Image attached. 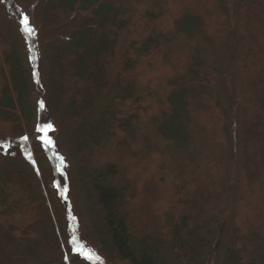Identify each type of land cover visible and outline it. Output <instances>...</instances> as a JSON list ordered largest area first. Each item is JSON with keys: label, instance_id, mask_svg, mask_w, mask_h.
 <instances>
[{"label": "trees", "instance_id": "1", "mask_svg": "<svg viewBox=\"0 0 264 264\" xmlns=\"http://www.w3.org/2000/svg\"><path fill=\"white\" fill-rule=\"evenodd\" d=\"M188 1H41L39 31L71 22L38 67L107 264H264V0ZM23 45L0 0V264H88L52 205Z\"/></svg>", "mask_w": 264, "mask_h": 264}, {"label": "rangeland", "instance_id": "2", "mask_svg": "<svg viewBox=\"0 0 264 264\" xmlns=\"http://www.w3.org/2000/svg\"><path fill=\"white\" fill-rule=\"evenodd\" d=\"M42 0H3L10 20L17 32L23 38V46L26 58L31 62V75L33 78L32 104L35 111V120L33 138L37 146L43 148L45 152V161H43L44 171L47 175V183L51 194L52 205L55 215L61 229L63 231L64 240L66 242V252L70 255H76L87 261L88 264H107L103 254L94 246L88 234V220L84 214V203L77 192V186L70 180L68 172V147L66 142L61 138L57 122L47 105L45 104V91L42 84L40 67H38V53L40 55L42 45L56 37L59 34H66L71 28V22L63 23L59 29L52 32L44 33L39 31V21ZM191 1V2H190ZM188 3L203 6L202 0H189ZM27 20V23H25ZM31 28L29 32L27 29ZM40 57V56H39ZM234 60L225 58L222 69V79L220 83V93L222 104L230 110H233L234 103L230 90L231 75ZM163 67V66H162ZM163 74H167L164 71ZM144 86L148 87L147 84ZM51 125V129L48 128ZM50 140L51 143H46ZM134 144L131 153L140 145L139 140ZM3 145V146H2ZM114 145V144H113ZM1 150H10L12 146L1 144ZM23 152L28 158L32 159L33 154L29 145L22 147ZM53 152V153H52ZM131 153L129 155H131ZM130 156L126 157L127 161H131ZM59 160V169L55 164ZM61 172V173H60ZM249 215L242 214V219H247ZM79 250V251H77ZM170 264H179L173 255L165 251ZM84 254L92 256V259H86Z\"/></svg>", "mask_w": 264, "mask_h": 264}, {"label": "snow or ice", "instance_id": "3", "mask_svg": "<svg viewBox=\"0 0 264 264\" xmlns=\"http://www.w3.org/2000/svg\"><path fill=\"white\" fill-rule=\"evenodd\" d=\"M25 23H27V20H25ZM27 30H28L29 32L32 31L31 28H28ZM48 128L51 129V125H48ZM24 139H27V137H24ZM45 142H46V143H51L50 140H46ZM77 251H79V250H77ZM84 255H85V258H86V259H92V258H93L92 256H90V255H88V254H84Z\"/></svg>", "mask_w": 264, "mask_h": 264}]
</instances>
